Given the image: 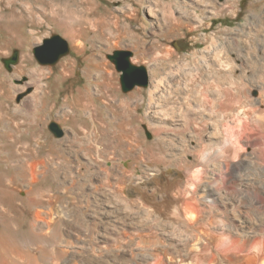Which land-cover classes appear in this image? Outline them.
Returning <instances> with one entry per match:
<instances>
[{"label":"rangeland","instance_id":"rangeland-1","mask_svg":"<svg viewBox=\"0 0 264 264\" xmlns=\"http://www.w3.org/2000/svg\"><path fill=\"white\" fill-rule=\"evenodd\" d=\"M234 1L235 7L226 0H0V234L39 238L61 228L64 250L80 264H124L127 242L138 231L157 233L153 223L128 224L140 206L136 190L156 191L160 179L180 173L188 206L187 178L198 171L189 149L204 141L194 125L198 84L216 77L210 54L222 49L226 90L233 84L245 91L264 76V0ZM55 36L68 51L55 62L38 59L35 48ZM115 50H130L132 62L146 67V86L122 89L108 59ZM216 114L213 120L246 149L242 120ZM18 258L30 261L25 253ZM33 261L65 264L61 252L44 247ZM222 261L261 264L264 251L245 252L240 261L224 252Z\"/></svg>","mask_w":264,"mask_h":264},{"label":"bare ground","instance_id":"bare-ground-1","mask_svg":"<svg viewBox=\"0 0 264 264\" xmlns=\"http://www.w3.org/2000/svg\"><path fill=\"white\" fill-rule=\"evenodd\" d=\"M86 4L90 12H95V3L88 1ZM226 5L235 7L236 2L226 0ZM56 24L62 30L68 29L66 23ZM209 40L216 45L213 36H209ZM210 55L214 60L216 77L198 84L201 88L197 100L199 107L193 124L196 136H204V141L201 145L200 139L195 138L192 147H188L198 170L187 178L192 184L187 196L188 206L184 207L183 175L180 173L160 179L156 191L136 190L140 206L132 212L128 224L146 227L153 223L157 233L149 235L138 231L127 242L124 264H144L148 258L154 259L155 264H191L195 259H201L202 264H212L207 260L209 257L225 264L222 261L224 252L240 261L245 252L251 250L259 255L264 251V76L245 85V91L231 83L226 90L220 82L227 69L222 60V49L215 47ZM212 87L211 90L217 91H213V95L209 90ZM228 103L235 104L236 109L225 108ZM216 113L223 119L233 116L242 120L248 131L246 149L240 148L213 120L212 115ZM157 118L168 120L165 116ZM174 123V126H179L182 120L175 119ZM39 167L44 168L42 165ZM236 170L240 173L236 174ZM3 204L0 202V211L5 209ZM70 211L71 207L67 214ZM60 218L58 216L56 220ZM134 218L138 221L134 222ZM167 226H172L173 233ZM163 234L167 241L162 239ZM89 235L88 231L86 237ZM221 237L225 238V244L220 241ZM234 238L239 239L240 252L234 248ZM66 242L61 228L57 229L56 235L39 238L0 234V264H26L18 258L21 253L30 259L28 264H34L33 258L42 247L61 252L65 264H80L78 257L64 250Z\"/></svg>","mask_w":264,"mask_h":264},{"label":"water","instance_id":"water-1","mask_svg":"<svg viewBox=\"0 0 264 264\" xmlns=\"http://www.w3.org/2000/svg\"><path fill=\"white\" fill-rule=\"evenodd\" d=\"M52 46L51 54L48 56L44 52ZM54 47V48H53ZM68 45L65 40L59 36H55L51 40H45L44 45L35 48V55L39 59L40 57L46 59H52L55 62L61 55L68 51ZM132 52L130 50H115L112 54L108 55L116 69L120 72L121 86L124 91L131 90L134 86H146L148 84V71L146 67L142 65H136L132 62ZM7 67L10 63L16 62V56L5 61Z\"/></svg>","mask_w":264,"mask_h":264}]
</instances>
